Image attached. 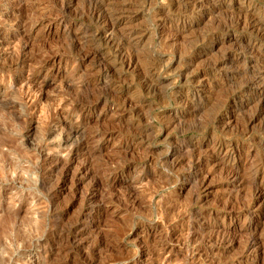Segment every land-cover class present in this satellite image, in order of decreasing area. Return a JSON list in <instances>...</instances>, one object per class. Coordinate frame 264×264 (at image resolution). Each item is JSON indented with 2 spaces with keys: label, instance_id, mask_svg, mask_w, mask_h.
Instances as JSON below:
<instances>
[{
  "label": "rangeland",
  "instance_id": "rangeland-1",
  "mask_svg": "<svg viewBox=\"0 0 264 264\" xmlns=\"http://www.w3.org/2000/svg\"><path fill=\"white\" fill-rule=\"evenodd\" d=\"M94 1L0 0V264H264V0H103L120 80Z\"/></svg>",
  "mask_w": 264,
  "mask_h": 264
},
{
  "label": "bare ground",
  "instance_id": "bare-ground-1",
  "mask_svg": "<svg viewBox=\"0 0 264 264\" xmlns=\"http://www.w3.org/2000/svg\"><path fill=\"white\" fill-rule=\"evenodd\" d=\"M92 3H93L92 5H89L90 6L89 8L87 7L88 10H86L87 12L84 14L85 15L84 17H85L86 20H89L88 22H94V23L98 24L97 25L98 27L99 26L100 27L98 29H96L95 33L94 34L92 33V35L90 36V37H92L93 40L88 42V45L85 46L87 48V53L91 54L93 58L97 59L100 62L101 68L99 69V74L103 78H106V79H112V78L119 79L120 78L121 79V76L125 72V70H128L129 68L133 67L134 64L136 66V62L139 59L138 56L135 53H132V51H131V49L134 48L133 47V41L135 40L136 33L132 32V31L131 32L130 31H121L122 29H119L120 25L123 23V18L121 16V14L123 12L121 13V11H124V9H122V8L116 6V5L112 6V5L108 4L106 1H103V0H95ZM178 4L179 5L180 4L183 5L184 10L186 12V10L188 11L191 7H195V5L197 4V0H178L176 5H178ZM117 5H118V3H117ZM201 7H202V5H201ZM192 10H193V8H192ZM192 10H191V12H192ZM182 12H184V11H182ZM184 15H186V14H184ZM246 16H247V14H246ZM57 17H58V14H57ZM258 19H254V18L253 19H249V20L247 19L248 20V24L252 28H254L257 31L261 32L262 36L264 37V21H260L261 18H260V20H258ZM180 30L181 29H179V30L177 29L176 35L179 34ZM89 33L91 34V32H89ZM260 36H261V34H260ZM132 50L135 51L134 49H132ZM136 51H137V48H136ZM156 71H157L156 67L149 68V70L146 71L147 77L149 76L148 77L149 80L147 82L151 83V85L153 83V78H154V75H155ZM258 74L259 75L256 76L257 80L253 81L254 83H253V85H251V87H253V89H256V91L258 90V88H259L258 86L259 85H263L264 86V84H261V79L264 77V74L263 73H258ZM149 85H147V86H149ZM150 86L148 88H150ZM34 90H32V88H28L27 91H25V94H24L28 104H30L32 106L35 105L36 102H38V100L40 99L38 97V95H36L37 91L35 92ZM22 93H24V91ZM188 102H189V105L192 106V108L194 110H195V108L197 106H199V105H196L197 103L195 102L194 99H192L191 101H188ZM192 108H191V110H192ZM201 161H203V159ZM235 182H238V174L237 173H233L232 174V183H235ZM220 242H222V241H220ZM149 259H150V257H149Z\"/></svg>",
  "mask_w": 264,
  "mask_h": 264
}]
</instances>
